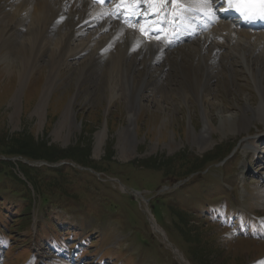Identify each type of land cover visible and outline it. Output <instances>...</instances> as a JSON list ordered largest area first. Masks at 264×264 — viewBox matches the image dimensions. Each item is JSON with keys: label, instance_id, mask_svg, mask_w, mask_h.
Instances as JSON below:
<instances>
[{"label": "rangeland", "instance_id": "rangeland-1", "mask_svg": "<svg viewBox=\"0 0 264 264\" xmlns=\"http://www.w3.org/2000/svg\"><path fill=\"white\" fill-rule=\"evenodd\" d=\"M87 30L69 40L41 111L49 65L0 60V145L19 134L38 146L89 151L86 158L48 161L7 155L0 146V160L9 161L0 163V264H264V110L257 109L264 59H243L223 40L214 60L209 41L193 51L199 38L173 48L177 53L169 49L150 67L154 82L139 92L128 134L129 98L118 75L111 72L108 82L100 62L77 82L86 57L72 52L99 38ZM63 34L50 37V47ZM187 62L215 77L199 98L183 78L180 65ZM239 115L254 116L248 128L233 122ZM209 152H218L212 162L184 175L182 155ZM60 165V174L46 171Z\"/></svg>", "mask_w": 264, "mask_h": 264}, {"label": "bare ground", "instance_id": "bare-ground-1", "mask_svg": "<svg viewBox=\"0 0 264 264\" xmlns=\"http://www.w3.org/2000/svg\"><path fill=\"white\" fill-rule=\"evenodd\" d=\"M214 2L215 0H211L210 4H205L203 0H179L178 6L183 16H189L194 15L197 9L206 12L212 10ZM120 3L121 0H114L109 7L111 10H106V7L93 4L89 0H0V52L3 49L6 50L4 55H0V60L4 59L13 66L15 62H18L28 68L29 66L36 67L39 60L49 65L48 80L37 106L38 111L43 110L49 89L57 79L60 66L67 60L66 49L69 40L84 29L92 30L90 34H87L90 37L99 38L94 45L81 46L72 52V56L86 57L77 68V82L78 84L84 82L87 74L94 72L100 62L106 63L108 82L111 81V72L118 75L116 81L118 80L122 93L129 98L127 108L129 124L125 128L128 134H131L130 127L136 116L138 94L142 88L154 82V77L152 78L149 74L150 67L159 61L162 53L168 52L169 49L180 47L190 40L189 38L196 37L202 40V44L193 51L199 53L209 41L214 51L212 60L215 59L217 51L224 48V41L234 44V51L243 59L245 55H248L254 62L260 57L264 59V31L238 28L234 21L223 17L213 26H209L205 32L193 34L195 31H187L172 39L161 35L160 39L156 40L149 38L147 24L141 25V23L145 18H150L157 12L159 4H164L166 8L173 4L172 0H157V2L126 0L122 6H119ZM14 6L17 8H13ZM123 8H128V15L122 12ZM115 16L117 19L114 18ZM128 17L130 23L135 22L133 27L124 24ZM192 27L195 26L192 25ZM62 31L64 34L59 40L58 47H50L51 39L49 38L59 35ZM169 60L172 62V59ZM163 67L166 69L165 62ZM180 67L188 87L198 98L201 91L206 89L207 81L210 82L215 78L208 70L204 73L199 71L192 62L181 64ZM260 74L264 80L263 70H260ZM75 96L69 100L64 110L63 121L65 123L72 119L71 109ZM257 109L264 110V94L262 103ZM237 118L233 122L239 130L248 128L249 121L252 119L245 115H239ZM104 135V129L96 134L98 147L102 144ZM151 223L154 229L161 230L155 222ZM179 258L184 261L183 257Z\"/></svg>", "mask_w": 264, "mask_h": 264}, {"label": "trees", "instance_id": "trees-1", "mask_svg": "<svg viewBox=\"0 0 264 264\" xmlns=\"http://www.w3.org/2000/svg\"><path fill=\"white\" fill-rule=\"evenodd\" d=\"M32 141H26L24 139H22L20 137L19 134L12 136L11 138L7 139L6 143L1 144V149L2 152L4 154L7 155H12V156H16V155H21L23 157L29 158L27 156H31L29 159L31 160H37L39 158L41 159H45L48 161H52L58 158H72L74 155H78L81 156L82 158H86L88 157L89 151H85V153H81V154H77V151H75L74 148H69L65 151L63 150H57V149H53L52 146L47 145L46 142L41 141L40 145H35L34 142V138L31 139ZM218 152H209L204 154L201 157H195L194 159H187L186 157H183V155L181 156V161L183 162L184 165L188 166L186 172H185V176H187V174H190L192 172H195L196 170H201L202 167H204V165H208L210 162H212L215 157L217 156ZM56 157V158H53ZM110 160V159H109ZM185 160V161H183ZM9 161H5V160H0V163H6L8 164ZM78 163H80V160L77 161ZM186 162V163H185ZM170 165V163H169ZM171 166V165H170ZM154 168V166H152ZM29 169H32V171H35L33 168L28 167ZM146 168H149V166H146ZM62 167H59V169H53V168H46V171L48 173H55L60 174L62 172ZM199 170V171H200ZM187 173V174H186ZM34 174H30V180L33 182V187L35 188V190L37 191L38 195L42 194V202H47L48 199L47 197L43 196V193L41 192V190H39L38 186H37V181L36 179L33 177ZM34 178V180H33ZM35 181V182H34ZM27 190L30 193V190L27 188Z\"/></svg>", "mask_w": 264, "mask_h": 264}, {"label": "snow or ice", "instance_id": "snow-or-ice-1", "mask_svg": "<svg viewBox=\"0 0 264 264\" xmlns=\"http://www.w3.org/2000/svg\"><path fill=\"white\" fill-rule=\"evenodd\" d=\"M172 3H177V0H172ZM203 3L210 4L211 0H203ZM226 3L245 21L264 20V0H226Z\"/></svg>", "mask_w": 264, "mask_h": 264}]
</instances>
